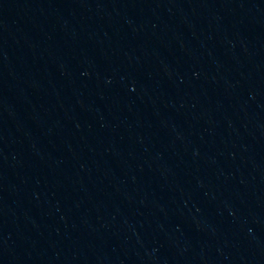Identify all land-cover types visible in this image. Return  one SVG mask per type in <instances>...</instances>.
Wrapping results in <instances>:
<instances>
[{
    "label": "water",
    "instance_id": "obj_1",
    "mask_svg": "<svg viewBox=\"0 0 264 264\" xmlns=\"http://www.w3.org/2000/svg\"><path fill=\"white\" fill-rule=\"evenodd\" d=\"M264 210V0H0V264H173Z\"/></svg>",
    "mask_w": 264,
    "mask_h": 264
}]
</instances>
